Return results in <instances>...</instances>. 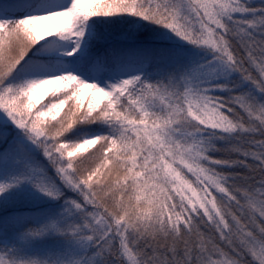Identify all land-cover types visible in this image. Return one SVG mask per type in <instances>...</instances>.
Returning <instances> with one entry per match:
<instances>
[{
    "label": "snow or ice",
    "instance_id": "6c2138e0",
    "mask_svg": "<svg viewBox=\"0 0 264 264\" xmlns=\"http://www.w3.org/2000/svg\"><path fill=\"white\" fill-rule=\"evenodd\" d=\"M0 264H264V0H0Z\"/></svg>",
    "mask_w": 264,
    "mask_h": 264
}]
</instances>
